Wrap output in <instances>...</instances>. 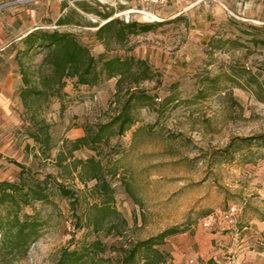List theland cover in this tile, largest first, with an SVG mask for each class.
I'll return each instance as SVG.
<instances>
[{
	"label": "rangeland",
	"instance_id": "1",
	"mask_svg": "<svg viewBox=\"0 0 264 264\" xmlns=\"http://www.w3.org/2000/svg\"><path fill=\"white\" fill-rule=\"evenodd\" d=\"M245 1L0 0V182L44 196L19 209L21 221L39 223L37 238L18 253L0 250V264H54L66 249H90L97 258L88 264H107L122 248L173 227L181 234L158 247L165 264L182 254L183 234L186 243L212 236V257H264V144L239 142L264 135V24L242 20ZM110 16L154 28L123 41L97 39ZM35 31L70 33L95 59L145 61L149 78L118 85V77L102 74L92 86L69 77L59 83L44 62L47 50L27 52L23 44ZM24 89L43 94L23 99ZM132 91L151 100L131 103L133 124L120 134L110 123ZM40 123L49 149L30 137L40 135ZM85 136L88 145L74 151ZM230 206L239 211L235 227L203 229L210 214ZM12 211L0 207V219L12 221Z\"/></svg>",
	"mask_w": 264,
	"mask_h": 264
},
{
	"label": "trees",
	"instance_id": "2",
	"mask_svg": "<svg viewBox=\"0 0 264 264\" xmlns=\"http://www.w3.org/2000/svg\"><path fill=\"white\" fill-rule=\"evenodd\" d=\"M154 28L153 25L141 24L137 22L124 23L119 19H111L105 24L98 27L95 36L99 40L115 39L123 41L130 35H137L139 33H146ZM23 44L28 51L38 49L47 50L44 62L49 64L53 74L57 77L60 83L62 78H76L77 83L81 85H94L100 75H105L108 79L118 77L117 82L120 85L127 77L132 78L137 83L147 80L149 68L145 61L135 60L133 57H105L101 54L98 59H95L88 50L83 46L74 35L70 33H60L58 31L46 32L35 31L28 34L23 41ZM98 65L101 66L98 70ZM137 70L143 68L142 71L135 73L133 68ZM25 83H28L27 77L24 76ZM258 89L262 91V86L258 85ZM264 92V91H262ZM41 91L37 89H24L22 98L25 99L30 95H41ZM151 100V98L144 93L138 95L137 92L132 91L128 94L127 101L123 106V110L110 123L111 126L118 124L119 133L131 127L133 124L130 110L132 102L135 104L143 103ZM39 126V133L30 132V137L44 148L49 149V135L46 131L47 127L41 123ZM241 145H262L264 144V135L247 137L239 139ZM88 145L87 136L79 138L72 143V149L78 150L81 147ZM233 147L231 143L227 148L229 151ZM88 163L99 167V164L94 159H90ZM80 166L84 167V163L80 162ZM76 169V167H75ZM91 179L98 180V172H93ZM59 192L73 200L71 191L58 184ZM30 197L35 200H42L43 193L30 189L24 193L17 183H10L8 181L0 182V207L6 204L12 205V221L3 222L0 219V236L3 237L0 250L7 251L8 254L26 250V248L37 238L39 223L37 221H21L19 217V209L21 204L27 205L30 203ZM75 201H73L74 203ZM107 212L104 213L106 217ZM104 217L94 222V228L100 230L103 228ZM181 234L179 227L169 228L159 235L149 238L145 241L134 243L128 248L121 249L119 257L106 258L107 264H139L142 260L143 264H165L166 255L158 250L164 242L172 236ZM84 249V252L79 250H64L60 258L54 264H88L95 263L96 258L89 251ZM100 258V257H99Z\"/></svg>",
	"mask_w": 264,
	"mask_h": 264
},
{
	"label": "crops",
	"instance_id": "3",
	"mask_svg": "<svg viewBox=\"0 0 264 264\" xmlns=\"http://www.w3.org/2000/svg\"><path fill=\"white\" fill-rule=\"evenodd\" d=\"M242 17L246 22L253 24H264V0H246L241 5ZM133 12V11H131ZM119 13H125L124 9H120ZM111 16L106 20H110ZM257 228H260L259 226ZM186 234H183L178 239L182 248V254L178 257H172L171 264H264V257H259V252L253 251L246 257H212L215 250L212 247V236L199 233L193 237L190 242L186 243ZM188 251H192L193 257H186ZM218 251L216 250V253Z\"/></svg>",
	"mask_w": 264,
	"mask_h": 264
},
{
	"label": "built area",
	"instance_id": "4",
	"mask_svg": "<svg viewBox=\"0 0 264 264\" xmlns=\"http://www.w3.org/2000/svg\"><path fill=\"white\" fill-rule=\"evenodd\" d=\"M122 2V0H118ZM149 6H164L179 0H138ZM239 211L236 206H230L226 210L210 214L202 223L205 230H216L221 228H233L238 223Z\"/></svg>",
	"mask_w": 264,
	"mask_h": 264
},
{
	"label": "bare ground",
	"instance_id": "5",
	"mask_svg": "<svg viewBox=\"0 0 264 264\" xmlns=\"http://www.w3.org/2000/svg\"><path fill=\"white\" fill-rule=\"evenodd\" d=\"M144 13V12H143ZM145 18H148V16L147 17H145Z\"/></svg>",
	"mask_w": 264,
	"mask_h": 264
}]
</instances>
